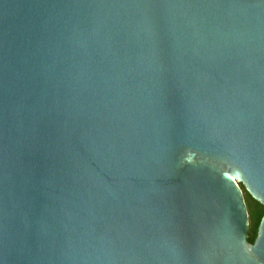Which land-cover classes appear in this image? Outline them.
<instances>
[{"label": "water", "instance_id": "water-1", "mask_svg": "<svg viewBox=\"0 0 264 264\" xmlns=\"http://www.w3.org/2000/svg\"><path fill=\"white\" fill-rule=\"evenodd\" d=\"M240 185L261 0H0V264H264Z\"/></svg>", "mask_w": 264, "mask_h": 264}, {"label": "trees", "instance_id": "trees-1", "mask_svg": "<svg viewBox=\"0 0 264 264\" xmlns=\"http://www.w3.org/2000/svg\"><path fill=\"white\" fill-rule=\"evenodd\" d=\"M240 188L243 192H245L242 185H240ZM249 199L253 203V205L249 207V229H248L247 234H248V241L252 242L256 234V228H257L259 219L264 212V206L257 203L250 197Z\"/></svg>", "mask_w": 264, "mask_h": 264}, {"label": "flooded vegetation", "instance_id": "flooded-vegetation-1", "mask_svg": "<svg viewBox=\"0 0 264 264\" xmlns=\"http://www.w3.org/2000/svg\"><path fill=\"white\" fill-rule=\"evenodd\" d=\"M242 193H243L244 203L246 205V210H247V215H248V229H249V207H251L253 205V203L250 201V199H249L250 196L246 192L242 191Z\"/></svg>", "mask_w": 264, "mask_h": 264}, {"label": "snow or ice", "instance_id": "snow-or-ice-1", "mask_svg": "<svg viewBox=\"0 0 264 264\" xmlns=\"http://www.w3.org/2000/svg\"><path fill=\"white\" fill-rule=\"evenodd\" d=\"M196 2H201V3H216L218 0H196ZM261 3H264V0H261ZM213 131V130H210ZM241 244H243V239H240L239 241ZM249 252L252 251V249H248Z\"/></svg>", "mask_w": 264, "mask_h": 264}]
</instances>
